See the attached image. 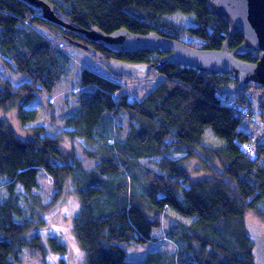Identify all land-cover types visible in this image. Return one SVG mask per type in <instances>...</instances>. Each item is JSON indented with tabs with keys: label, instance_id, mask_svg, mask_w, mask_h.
<instances>
[{
	"label": "trees",
	"instance_id": "obj_1",
	"mask_svg": "<svg viewBox=\"0 0 264 264\" xmlns=\"http://www.w3.org/2000/svg\"><path fill=\"white\" fill-rule=\"evenodd\" d=\"M45 1L58 17L80 29L156 31L204 50L221 48L228 37L225 22L207 11L206 0ZM177 11L193 13V25L182 26L167 18ZM38 14V9L22 0H0L1 60L28 77L17 85L0 78V108L17 105L21 125L36 117L25 105L40 90L53 91L72 71L70 55L39 28L58 33L66 43V37L86 43L106 59L159 64L167 54L113 51L75 31H64ZM242 42V35L236 33L228 50H236ZM256 54L241 51L236 56L254 62ZM154 70L161 76L158 83L141 99H129L126 94L116 96L122 89L121 78L80 69V85L85 89L79 92L77 109L65 119V133L101 141L100 149L89 153L97 160L89 169L74 153L61 148L59 134H45L34 127V133L22 139L0 118V179L6 192L0 200V264L19 263L23 248L40 254L68 252L69 246L58 236L61 225L49 228L54 234L43 237L44 212L36 210L52 207L67 188L79 198L72 229L86 264H253V237L247 234L246 223L250 216L264 222V133L252 138L243 122L250 113L263 119L264 87L256 90L260 94L253 101L246 89L232 95L219 91L236 82L229 74L172 63L159 64ZM120 111L129 117V130L122 139L114 123ZM206 127L225 141L221 146H203L220 169L204 160L211 178L192 179L180 160L169 154L196 153L193 146L202 144ZM140 158H158L155 165L162 174L141 165ZM40 170L55 188L50 202L43 204L33 192L39 187ZM167 207L192 218L178 229L184 249L176 254L149 252L140 261L128 260L126 245L153 241V230L160 226L158 214ZM167 232L175 231L168 228ZM61 263L67 264L66 259Z\"/></svg>",
	"mask_w": 264,
	"mask_h": 264
},
{
	"label": "rangeland",
	"instance_id": "obj_2",
	"mask_svg": "<svg viewBox=\"0 0 264 264\" xmlns=\"http://www.w3.org/2000/svg\"><path fill=\"white\" fill-rule=\"evenodd\" d=\"M167 18L182 26L193 25L195 20L193 13H183L180 11L168 14ZM39 29L47 38L56 42L58 46L62 47L70 55L72 58V71L61 79L53 91L47 92L45 90H40L35 98L25 105L26 109L35 111L36 117L34 120L25 125H21L17 118V105L7 109L0 108V118L6 119L14 132L22 139L29 138L34 133V127H37L36 130L45 134H59L61 148L66 153H74L82 164L89 169L97 162L96 158L89 156V153L94 154L97 149H100L101 141L71 138L65 133V130L68 129L65 127V119L77 109L79 92L85 89L84 86L80 85L79 72L81 68H89L111 78L117 77L112 76L104 65L97 62L95 58L90 56L86 51L66 43L58 33L46 27ZM0 78L2 80H8L14 85L28 80V77L24 73L7 68L1 60V55ZM160 79L161 76L154 69L142 79L121 77L119 81L122 83V89L119 90L116 96L118 94H126L129 99H141ZM1 85L2 83L0 82V86ZM256 90V88H247L245 90L253 101H256V96L260 94ZM245 118L243 128L250 132L252 138L256 139L259 135L264 133V124H261L262 118H258L257 114L253 120L247 118V116H245ZM114 123L116 131L118 130L117 134L119 138H124L129 130V117L127 112L120 111L114 118ZM38 127H42V130L38 129ZM105 128V131H109L111 124ZM111 138L112 137H109L107 139L109 143H111ZM201 142V145L193 146L196 153L194 152L191 156H188L184 152H172L169 154L171 158L180 160L187 174L192 179L211 178V173L205 169L204 160L211 163L215 168L220 169L217 159L213 157L210 152L205 150L206 148L204 149V147L221 146L225 141L217 136L210 127H206L202 134ZM157 160L158 158H140L138 162L145 167L153 169L155 173L162 174L155 165ZM54 191L55 188L53 187L51 178L40 170L39 187L34 189L33 192L41 198V203L43 204L50 202ZM4 197H6V192L2 180L0 179V200ZM59 201L52 205V207L45 209L37 207L36 210L40 213L44 212L45 223L41 230L43 237H46L48 234H54L49 228L55 229V225L60 224L62 233L58 234V236L69 246L68 252L63 254L47 250L46 253L40 254L36 249L23 248L20 255L21 261L16 264H62L61 261L65 259L67 264H86L85 252L80 247L72 229L74 214L77 212L80 204L79 198L73 189L68 190L67 188L64 196ZM148 216L151 218L154 217L151 212L148 213ZM158 218L160 220V226L153 230V241L142 244L133 243L126 245L128 260L134 262L140 261L144 259L149 252H160L162 255L165 253L176 254L184 249L183 242L179 240L180 233L178 229L182 223H190L192 218L182 216L169 207H167L163 213L158 214ZM253 223L264 224V222L250 216L249 219H247L246 225H251ZM168 228L175 232L169 235L167 232ZM192 244L195 247L196 244L194 242ZM188 251L190 252V250Z\"/></svg>",
	"mask_w": 264,
	"mask_h": 264
},
{
	"label": "water",
	"instance_id": "obj_3",
	"mask_svg": "<svg viewBox=\"0 0 264 264\" xmlns=\"http://www.w3.org/2000/svg\"><path fill=\"white\" fill-rule=\"evenodd\" d=\"M22 1L38 9L41 18L60 26L64 31H75L82 38L102 44L110 50L117 52L160 50L167 54L160 59L159 64L172 63L195 67L206 73L229 74L236 82L220 87L219 91L222 94L231 95L247 88L264 87V0H206L207 11L222 19L228 30L227 39L221 48L215 50L196 49L176 38L160 35L156 31L135 34L123 27L105 33L95 26L87 29L76 28L58 17L45 0ZM236 33L242 35L243 42L236 50L229 51V42ZM66 41L86 51L117 78L142 79L159 66L155 63H130L106 59L86 43L68 37ZM241 51L256 52V61L247 62L239 59L236 53ZM246 232L253 237V264H264V224H247Z\"/></svg>",
	"mask_w": 264,
	"mask_h": 264
},
{
	"label": "built area",
	"instance_id": "obj_4",
	"mask_svg": "<svg viewBox=\"0 0 264 264\" xmlns=\"http://www.w3.org/2000/svg\"><path fill=\"white\" fill-rule=\"evenodd\" d=\"M256 117V114L255 113H250V114H248L247 115V118H249V119H251V120H253L254 118ZM264 124V117H263V119L261 120V124Z\"/></svg>",
	"mask_w": 264,
	"mask_h": 264
},
{
	"label": "bare ground",
	"instance_id": "obj_5",
	"mask_svg": "<svg viewBox=\"0 0 264 264\" xmlns=\"http://www.w3.org/2000/svg\"><path fill=\"white\" fill-rule=\"evenodd\" d=\"M66 37V36H65Z\"/></svg>",
	"mask_w": 264,
	"mask_h": 264
}]
</instances>
